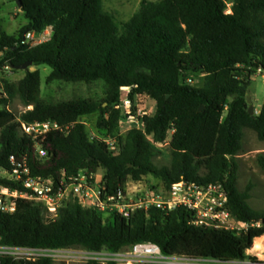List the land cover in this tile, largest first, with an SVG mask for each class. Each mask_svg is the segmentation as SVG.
I'll return each mask as SVG.
<instances>
[{
	"label": "trees",
	"instance_id": "obj_1",
	"mask_svg": "<svg viewBox=\"0 0 264 264\" xmlns=\"http://www.w3.org/2000/svg\"><path fill=\"white\" fill-rule=\"evenodd\" d=\"M19 2L27 25L18 36L0 28V67L8 65L15 72L14 67L31 62L50 69L47 85L103 82L105 90L100 102H44L40 70L27 69L18 92L32 109L16 115L8 108L15 89L4 80L0 169L11 171L13 156L25 162L31 177L49 180L55 187L80 173L89 177L101 171L107 194L149 176L161 181L164 191L180 181L221 185L230 215L248 227L241 231L199 227L181 207L169 212L139 209L123 218L82 208L72 198L50 215L41 203L17 199L13 213L0 212V245L120 252L152 243L165 256L222 263L244 259L252 244L254 254L264 242V209L250 207L251 185L239 190L235 157L242 151L244 130L264 141V99L254 117L246 102L251 78L264 72V0L142 1L125 22L106 12L103 0ZM47 28L48 41L33 47L21 44L26 32ZM189 76H201L202 84H187ZM124 87L132 88L131 97L145 95L154 101L155 110L114 154L104 140L118 136L121 116L115 106ZM93 115L99 136L91 138L83 119ZM46 122L57 123L62 131L33 140L21 128ZM170 130V164L157 167L154 160L162 151L155 144L164 142ZM36 144L46 153L44 158L38 157ZM255 161L264 171V152ZM0 186L25 191L19 183L2 178ZM0 264L54 262L47 257L35 261L2 257Z\"/></svg>",
	"mask_w": 264,
	"mask_h": 264
},
{
	"label": "built area",
	"instance_id": "obj_2",
	"mask_svg": "<svg viewBox=\"0 0 264 264\" xmlns=\"http://www.w3.org/2000/svg\"><path fill=\"white\" fill-rule=\"evenodd\" d=\"M50 37L51 28L40 33L26 32L21 44L33 47L48 41ZM4 67L6 70H11L8 65ZM188 81L190 82V80ZM131 92L132 88L120 89L119 101L115 106V110L119 111L121 116L118 121L119 133L116 139L104 140L109 150L114 154H118L124 148L126 137L132 130L142 129L143 118L153 115L151 114L153 110H148L146 106H142L137 101V97H148L137 94L131 97ZM21 128L33 140L37 138L43 140L53 130L62 131L59 125L54 122L22 124ZM172 132L173 130H170L166 140L155 144V146L160 150L169 148ZM36 146L38 157L44 158L46 153L39 144ZM10 162L13 169L11 171L0 169V178L19 183L25 191H11L0 186V212L2 213H13L16 200L24 199L41 203L48 214L54 215L65 200L72 198L82 208H96L102 213H116L123 218H128L132 212L139 209L147 210L153 207L169 212L181 207L192 214V223L199 227L228 231H241L248 227V224L237 221L230 215L227 209V194L221 185L201 186L180 181L173 184L165 194L146 195L134 201L128 195L127 190L118 189L113 194H107L101 180L97 182L96 175L87 177L80 173L78 176L70 178L68 182L62 180L55 187L49 180L31 177L24 161L17 162L11 156ZM62 175L64 176V174ZM252 247L253 244L245 252L244 259L228 263L213 259L196 260L180 256H165L159 247L152 243L134 244L120 252H91L82 249L41 250L0 245V259L9 257L14 261H35L38 258L47 257L54 260L66 255V257L78 259L86 264L89 261H96L99 264L109 262L115 264H264V242L254 251V254Z\"/></svg>",
	"mask_w": 264,
	"mask_h": 264
},
{
	"label": "rangeland",
	"instance_id": "obj_3",
	"mask_svg": "<svg viewBox=\"0 0 264 264\" xmlns=\"http://www.w3.org/2000/svg\"><path fill=\"white\" fill-rule=\"evenodd\" d=\"M142 1L156 2L159 0H103V7L106 12L114 15L119 22H125L139 10ZM26 25L27 21L24 19L22 13H20L15 0H0V28L5 33L18 36L19 31ZM1 58L2 56L0 55V60ZM36 69L41 72L40 92L41 99L44 102L59 103L76 99H92L100 102L104 97L105 84L103 82H95L88 85L82 83L54 82L47 85L46 78L50 73V69L48 67L42 68L34 66L28 68L31 72ZM25 71L18 70L14 72L12 70H6L4 66L0 67V93L4 92V80L13 85L15 95L8 108L16 115L32 109V106H26L24 104L18 92V87L25 75ZM186 82L191 86L197 87L202 84V78L201 76H189ZM248 92L251 104L254 106L255 115H258L264 99V72L258 71L251 78ZM137 101L142 106H146L148 110H153L151 114L154 113V101L146 97H137ZM96 118L97 115H93L83 119L91 138L99 136L95 130ZM161 151L162 154L154 160V164L157 167L169 166L170 154L168 149ZM262 152H264V141H259L253 131L248 129L244 130L242 151L235 157V162L238 166V188L242 191L245 190L246 186H252L250 191L251 198L248 200V203L255 210L264 209V171L257 166L255 161L256 156ZM96 177L97 182H99L102 177V172L99 171ZM126 190L130 198L134 201L146 195L166 193L161 181L150 176L144 178L139 184L129 182ZM53 262L54 264H86L78 259L66 257V255L59 259H54Z\"/></svg>",
	"mask_w": 264,
	"mask_h": 264
},
{
	"label": "water",
	"instance_id": "obj_4",
	"mask_svg": "<svg viewBox=\"0 0 264 264\" xmlns=\"http://www.w3.org/2000/svg\"><path fill=\"white\" fill-rule=\"evenodd\" d=\"M16 4H17V7L20 8L19 0H17ZM30 66H32V63L31 62H27V63H24L23 65L14 67V69L15 70H27ZM246 102L248 104V108H247L248 114L251 117H254V115H255L254 106L251 104V100H250L249 96L246 97ZM202 109H203V107L201 106L198 111H201Z\"/></svg>",
	"mask_w": 264,
	"mask_h": 264
},
{
	"label": "crops",
	"instance_id": "obj_5",
	"mask_svg": "<svg viewBox=\"0 0 264 264\" xmlns=\"http://www.w3.org/2000/svg\"><path fill=\"white\" fill-rule=\"evenodd\" d=\"M166 149H168V152H169V148H166ZM169 154H170V152H169Z\"/></svg>",
	"mask_w": 264,
	"mask_h": 264
}]
</instances>
